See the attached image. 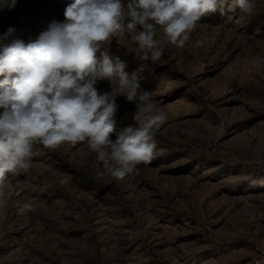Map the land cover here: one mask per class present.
I'll return each mask as SVG.
<instances>
[{
    "label": "rangeland",
    "instance_id": "obj_1",
    "mask_svg": "<svg viewBox=\"0 0 264 264\" xmlns=\"http://www.w3.org/2000/svg\"><path fill=\"white\" fill-rule=\"evenodd\" d=\"M72 2L17 0L0 11V35L15 29L4 43L35 40ZM252 2L247 15L228 0L156 61L136 58L132 33L113 38L167 116L153 159L116 179L86 142L34 145L30 169L0 186V264H264V0ZM116 103L119 132L136 107Z\"/></svg>",
    "mask_w": 264,
    "mask_h": 264
},
{
    "label": "clouds",
    "instance_id": "obj_2",
    "mask_svg": "<svg viewBox=\"0 0 264 264\" xmlns=\"http://www.w3.org/2000/svg\"><path fill=\"white\" fill-rule=\"evenodd\" d=\"M16 3L0 0V11L12 10ZM233 3L254 14L252 0ZM226 4L228 0H73L62 22L53 21L27 44L19 39L4 43L14 33L12 27L0 35V186L7 174L19 177L30 169L37 144L56 150L86 142L105 170L100 175L116 179L150 162L156 132L167 116L137 75L126 72V63L111 53L113 38L132 33L145 53L136 58L148 60L150 54L156 61L166 43L184 47L198 22L223 12ZM100 81H107L112 91L99 92ZM120 96L135 104V124L116 132ZM31 208L26 203L21 211Z\"/></svg>",
    "mask_w": 264,
    "mask_h": 264
}]
</instances>
